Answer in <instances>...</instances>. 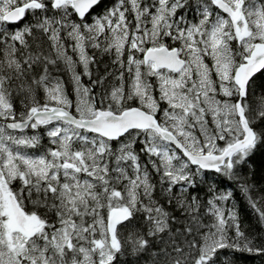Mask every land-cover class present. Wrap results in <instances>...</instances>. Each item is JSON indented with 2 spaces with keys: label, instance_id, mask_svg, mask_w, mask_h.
I'll return each mask as SVG.
<instances>
[{
  "label": "snow or ice",
  "instance_id": "obj_1",
  "mask_svg": "<svg viewBox=\"0 0 264 264\" xmlns=\"http://www.w3.org/2000/svg\"><path fill=\"white\" fill-rule=\"evenodd\" d=\"M245 256L264 264V0H0V264Z\"/></svg>",
  "mask_w": 264,
  "mask_h": 264
},
{
  "label": "trees",
  "instance_id": "obj_2",
  "mask_svg": "<svg viewBox=\"0 0 264 264\" xmlns=\"http://www.w3.org/2000/svg\"><path fill=\"white\" fill-rule=\"evenodd\" d=\"M101 74H103V68H101ZM236 195H237V198L240 200V208H241L240 215L242 219V227L254 224V221L252 219V213L248 210L243 199L240 198V194L237 193ZM239 264H258V262L255 259H250L245 256L239 260Z\"/></svg>",
  "mask_w": 264,
  "mask_h": 264
}]
</instances>
